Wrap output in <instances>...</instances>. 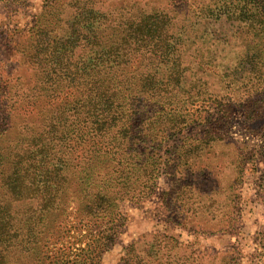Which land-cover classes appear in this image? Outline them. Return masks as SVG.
Segmentation results:
<instances>
[{"label":"rangeland","instance_id":"rangeland-1","mask_svg":"<svg viewBox=\"0 0 264 264\" xmlns=\"http://www.w3.org/2000/svg\"><path fill=\"white\" fill-rule=\"evenodd\" d=\"M86 1L0 0V94L9 95L6 106L15 89L25 90L23 76L30 71L14 48L21 36L41 14L50 16L47 7L69 15L60 21L66 30L70 13ZM90 1L106 23L153 11L176 19L190 39L181 47L188 49L184 79L170 90L174 98L167 104L180 120L153 152L141 140L140 158L157 160L152 183L143 172L129 182L116 222L108 224V216L83 220L70 200L49 204L41 221L38 211H30L36 219L31 224L47 238L44 251L57 256L52 264H89L96 254L100 264H121L123 256L124 264H264V83L257 84L264 81L258 56L264 19L257 24L262 34L254 36L238 15L248 0ZM260 7L264 11V0ZM31 205L40 209L35 200ZM130 244L137 253L124 255Z\"/></svg>","mask_w":264,"mask_h":264},{"label":"trees","instance_id":"trees-1","mask_svg":"<svg viewBox=\"0 0 264 264\" xmlns=\"http://www.w3.org/2000/svg\"><path fill=\"white\" fill-rule=\"evenodd\" d=\"M248 1L238 15L260 36L263 0ZM90 2L70 13L66 30L60 21L69 15L61 8L51 14L47 7L50 16L41 14L14 47L30 71L23 76L25 90L15 89L13 104L6 106L9 95L0 94V264L54 262L57 256L44 251L47 238L30 220L38 211L41 221L57 200L77 202L83 220L108 216V224L116 222L117 202L129 182L143 172L152 183L157 160L140 158L141 140L153 152L158 138L171 135L180 120L167 104L174 98L170 90L184 79L188 49L181 47L190 39L176 19L153 11L106 23ZM33 200L40 209L33 211ZM124 250L137 253L134 244ZM100 258L96 254L89 264H100ZM127 260L123 256L121 264Z\"/></svg>","mask_w":264,"mask_h":264}]
</instances>
